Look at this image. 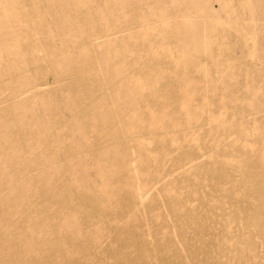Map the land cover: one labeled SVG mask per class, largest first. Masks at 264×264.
<instances>
[{
	"label": "bare ground",
	"instance_id": "obj_1",
	"mask_svg": "<svg viewBox=\"0 0 264 264\" xmlns=\"http://www.w3.org/2000/svg\"><path fill=\"white\" fill-rule=\"evenodd\" d=\"M0 264H264V0H0Z\"/></svg>",
	"mask_w": 264,
	"mask_h": 264
}]
</instances>
